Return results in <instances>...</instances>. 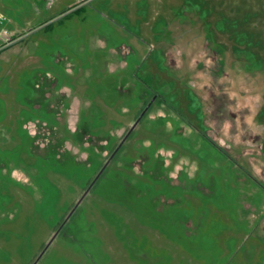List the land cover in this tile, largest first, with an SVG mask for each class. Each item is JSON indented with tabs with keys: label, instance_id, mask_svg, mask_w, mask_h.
Listing matches in <instances>:
<instances>
[{
	"label": "rangeland",
	"instance_id": "374dc122",
	"mask_svg": "<svg viewBox=\"0 0 264 264\" xmlns=\"http://www.w3.org/2000/svg\"><path fill=\"white\" fill-rule=\"evenodd\" d=\"M0 13V264H264V0Z\"/></svg>",
	"mask_w": 264,
	"mask_h": 264
},
{
	"label": "water",
	"instance_id": "95a60500",
	"mask_svg": "<svg viewBox=\"0 0 264 264\" xmlns=\"http://www.w3.org/2000/svg\"><path fill=\"white\" fill-rule=\"evenodd\" d=\"M140 122V119L138 121H136V123L130 128V130L128 131V133L126 134V136L123 138L122 142L119 144V146L117 147V149L113 152V154L111 155V157L109 158V160L106 162L105 166L101 169L100 173L98 174V176L96 177V180L94 183H96L99 178L101 177V175L103 174L104 170L108 167V165L110 164V162L112 161V159L115 157V155L117 154V152L120 150V148L123 146V144L125 143V141L128 139V137L130 136V134L133 132V130L136 128V126L138 125V123ZM94 183L89 187V189L86 191L85 195L83 196V198L80 200V202L78 203V205L82 202V200L85 198V196L88 194V192L91 190V188L93 187ZM70 217V216H69ZM69 217L67 218L66 222L68 221ZM65 222V223H66ZM59 232H57L53 238L51 239L50 243L48 244L47 248L50 246V244L56 239V237L58 236ZM47 248L45 249V251L47 250ZM45 251L42 253V255L45 253ZM41 255V256H42Z\"/></svg>",
	"mask_w": 264,
	"mask_h": 264
},
{
	"label": "built area",
	"instance_id": "2783aa9c",
	"mask_svg": "<svg viewBox=\"0 0 264 264\" xmlns=\"http://www.w3.org/2000/svg\"><path fill=\"white\" fill-rule=\"evenodd\" d=\"M83 1H88V0H83ZM6 24L5 17L3 16L2 13H0V26H4ZM0 36L2 39L6 40L8 44H13L15 42V37L10 33V31L4 27L1 28L0 30Z\"/></svg>",
	"mask_w": 264,
	"mask_h": 264
},
{
	"label": "trees",
	"instance_id": "16d2710c",
	"mask_svg": "<svg viewBox=\"0 0 264 264\" xmlns=\"http://www.w3.org/2000/svg\"><path fill=\"white\" fill-rule=\"evenodd\" d=\"M112 154H113V152H112ZM102 175H103V174H102ZM102 175H101V176H102ZM100 178H101V177H100Z\"/></svg>",
	"mask_w": 264,
	"mask_h": 264
}]
</instances>
